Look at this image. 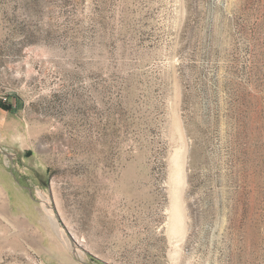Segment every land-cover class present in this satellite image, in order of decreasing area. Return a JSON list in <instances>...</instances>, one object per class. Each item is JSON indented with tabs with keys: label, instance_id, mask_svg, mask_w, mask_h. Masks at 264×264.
<instances>
[{
	"label": "rangeland",
	"instance_id": "374dc122",
	"mask_svg": "<svg viewBox=\"0 0 264 264\" xmlns=\"http://www.w3.org/2000/svg\"><path fill=\"white\" fill-rule=\"evenodd\" d=\"M55 248L264 264V0H0V264Z\"/></svg>",
	"mask_w": 264,
	"mask_h": 264
},
{
	"label": "crops",
	"instance_id": "0c3cea01",
	"mask_svg": "<svg viewBox=\"0 0 264 264\" xmlns=\"http://www.w3.org/2000/svg\"><path fill=\"white\" fill-rule=\"evenodd\" d=\"M55 251L56 254H59L58 256H55V257H51V259L55 260V261H59V262H62V261H65V262H69V263H77L76 262V257L74 256V253L73 254H70L69 250H59L58 248H55ZM53 253V252H51ZM63 264V263H62ZM87 264V263H85Z\"/></svg>",
	"mask_w": 264,
	"mask_h": 264
},
{
	"label": "built area",
	"instance_id": "2783aa9c",
	"mask_svg": "<svg viewBox=\"0 0 264 264\" xmlns=\"http://www.w3.org/2000/svg\"><path fill=\"white\" fill-rule=\"evenodd\" d=\"M6 100V99H5Z\"/></svg>",
	"mask_w": 264,
	"mask_h": 264
}]
</instances>
